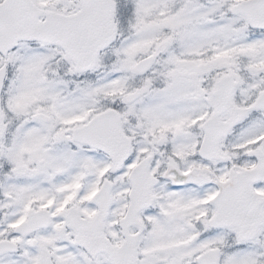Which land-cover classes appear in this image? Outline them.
<instances>
[{"label": "snow or ice", "instance_id": "6c2138e0", "mask_svg": "<svg viewBox=\"0 0 264 264\" xmlns=\"http://www.w3.org/2000/svg\"><path fill=\"white\" fill-rule=\"evenodd\" d=\"M0 264H264V0H0Z\"/></svg>", "mask_w": 264, "mask_h": 264}]
</instances>
